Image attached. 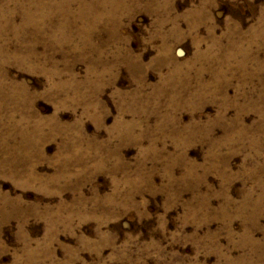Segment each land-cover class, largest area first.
I'll return each mask as SVG.
<instances>
[{
  "label": "rangeland",
  "instance_id": "rangeland-1",
  "mask_svg": "<svg viewBox=\"0 0 264 264\" xmlns=\"http://www.w3.org/2000/svg\"><path fill=\"white\" fill-rule=\"evenodd\" d=\"M0 264H264V0H0Z\"/></svg>",
  "mask_w": 264,
  "mask_h": 264
}]
</instances>
